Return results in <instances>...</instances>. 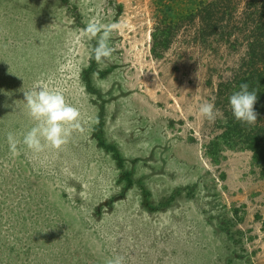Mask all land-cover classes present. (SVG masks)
I'll return each instance as SVG.
<instances>
[{
	"label": "rangeland",
	"instance_id": "374dc122",
	"mask_svg": "<svg viewBox=\"0 0 264 264\" xmlns=\"http://www.w3.org/2000/svg\"><path fill=\"white\" fill-rule=\"evenodd\" d=\"M207 1L0 0V264H264V176L223 138L215 104L246 41L201 42L192 13ZM246 3L229 1L233 21L248 20ZM93 17L127 25L100 64L96 40L75 39ZM170 20L155 56L152 34ZM37 81L80 110L84 131L13 156L7 134L34 125L23 92Z\"/></svg>",
	"mask_w": 264,
	"mask_h": 264
},
{
	"label": "trees",
	"instance_id": "16d2710c",
	"mask_svg": "<svg viewBox=\"0 0 264 264\" xmlns=\"http://www.w3.org/2000/svg\"><path fill=\"white\" fill-rule=\"evenodd\" d=\"M229 1L204 2L197 13H192V17L195 20L200 19V30L197 36L202 43L208 42L213 35H221L222 38H227L229 44L236 46L240 38L236 32L246 41L241 63L238 68H235L233 76L227 81H221L218 85L215 104L223 109L222 112L226 118V123L222 125L225 129L223 138L230 145H240L251 150L264 176V0H246L243 13H246L248 20L243 24L242 21L241 23L233 21ZM175 29L177 25L172 23V20L170 23H160V27H156L152 34V53L155 56H160L169 47ZM242 83L249 85V91L257 92L254 110L258 116L256 123L252 125L237 121L229 105V97L240 90ZM89 87L92 89L90 85Z\"/></svg>",
	"mask_w": 264,
	"mask_h": 264
},
{
	"label": "clouds",
	"instance_id": "9594fccd",
	"mask_svg": "<svg viewBox=\"0 0 264 264\" xmlns=\"http://www.w3.org/2000/svg\"><path fill=\"white\" fill-rule=\"evenodd\" d=\"M126 27L127 25L122 22L104 23L99 17H93L79 30L75 39L96 40L92 58L100 64L113 55L114 48L109 44L113 34L122 32ZM23 96L27 115L34 121V125L22 134V138H17L12 132L7 134L9 151L13 156L19 154L20 145L25 146L33 154H40L47 149L62 150L74 132L84 131L80 110L68 103L61 90L37 81L31 90L23 92ZM256 102L257 92L249 91L247 83H242L240 90L229 97L234 118L248 125L257 121L258 113L254 110ZM199 114L210 122H215L221 115L213 102L201 103ZM107 264H124V258L116 256L109 259Z\"/></svg>",
	"mask_w": 264,
	"mask_h": 264
}]
</instances>
